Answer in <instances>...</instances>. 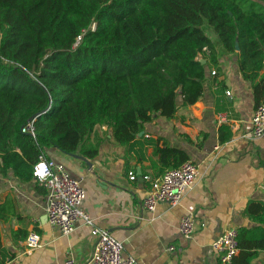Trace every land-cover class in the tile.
Returning <instances> with one entry per match:
<instances>
[{
  "label": "trees",
  "instance_id": "obj_1",
  "mask_svg": "<svg viewBox=\"0 0 264 264\" xmlns=\"http://www.w3.org/2000/svg\"><path fill=\"white\" fill-rule=\"evenodd\" d=\"M206 24L237 55L256 106L264 102V0H0L1 171L31 179L50 147L92 159L104 125L121 145L151 143L138 136L145 124L198 101L207 66L219 62ZM230 137L221 126L220 140ZM155 153L163 173L190 159L170 145ZM244 213L256 224L237 228L240 252L229 264H251L264 250V199ZM13 255L0 248V262Z\"/></svg>",
  "mask_w": 264,
  "mask_h": 264
},
{
  "label": "crops",
  "instance_id": "obj_2",
  "mask_svg": "<svg viewBox=\"0 0 264 264\" xmlns=\"http://www.w3.org/2000/svg\"><path fill=\"white\" fill-rule=\"evenodd\" d=\"M210 37L219 62L207 66L203 95L187 107L179 99L181 106L170 119L159 115L147 122L138 136L151 143L143 148L137 144L134 149L121 145L104 125L94 137L101 146L92 159L81 154L84 158L75 157L57 147L45 150L82 181L87 193L84 209L121 240L124 254L134 255L139 264H224L213 242L229 227L254 226L244 210L250 199H264L260 189L264 136H242L251 127L256 108L252 82L240 71L237 55L225 52L218 37ZM200 58L208 62L203 55ZM220 116L225 121L220 122ZM223 125L231 132L226 141L220 140ZM157 143L188 152L200 173L180 204L160 202L155 211H149L143 206L150 186L144 176L156 178L165 170L155 153ZM130 172H134V179ZM47 193L34 177L21 179L12 168L2 172L0 165V248L24 264H64L69 256L84 264L96 243L91 227L81 221L72 233L63 234L51 226ZM189 211L196 222L190 239L180 231L181 218ZM32 232L40 235V245L29 249L26 239ZM12 258L6 256L0 263ZM251 264H264V250Z\"/></svg>",
  "mask_w": 264,
  "mask_h": 264
},
{
  "label": "built area",
  "instance_id": "obj_3",
  "mask_svg": "<svg viewBox=\"0 0 264 264\" xmlns=\"http://www.w3.org/2000/svg\"><path fill=\"white\" fill-rule=\"evenodd\" d=\"M80 39L81 36L78 40ZM213 73L215 74L216 71L213 70ZM227 94H230V91H227ZM219 121L223 122L225 119L220 116ZM27 129L33 135L35 134L33 120L28 123ZM242 136L247 139L264 136V102L256 106L251 127ZM41 165H43L42 168ZM199 173L198 164L189 159L178 167L166 170L159 177L144 176V179L150 183L148 193L143 201L144 208L155 211L160 202H167L171 205L180 204L186 192L197 181ZM33 175L38 183L48 191L46 213L51 226L60 229L63 234L72 233L81 221L91 227V234L95 237L96 243L92 255L84 264H139L134 255L124 254L123 242L117 239L108 228L98 225L84 209L86 189L82 181L72 176L63 163L47 156L46 152H42L39 161L34 164ZM130 175L131 178H135L134 172H130ZM260 189L264 192V181L261 183ZM180 231L185 238L190 239L194 236L196 222L193 212L189 211L182 216ZM26 245L29 249L39 246L40 235L37 232L30 233L26 239ZM212 246L219 253L224 264L231 263L240 252L238 229L236 227L225 229L215 239ZM169 249H174V246H170ZM0 264L24 263L18 258H12ZM64 264H77V262L72 256H69Z\"/></svg>",
  "mask_w": 264,
  "mask_h": 264
},
{
  "label": "water",
  "instance_id": "obj_4",
  "mask_svg": "<svg viewBox=\"0 0 264 264\" xmlns=\"http://www.w3.org/2000/svg\"><path fill=\"white\" fill-rule=\"evenodd\" d=\"M236 50H237V51L240 50V45H239V43L236 44ZM200 59H201V61H202L203 63H205V59H203V58H200ZM33 119H34V116L30 118V120H33ZM141 133H143V132H141ZM71 155H73V156H75V157H79V158H84L83 156L78 155V154H71Z\"/></svg>",
  "mask_w": 264,
  "mask_h": 264
},
{
  "label": "rangeland",
  "instance_id": "obj_5",
  "mask_svg": "<svg viewBox=\"0 0 264 264\" xmlns=\"http://www.w3.org/2000/svg\"><path fill=\"white\" fill-rule=\"evenodd\" d=\"M205 29H206V31L209 33L210 36H216V37H217V35H216V33L213 31V29H212L210 26H208L207 24L205 25Z\"/></svg>",
  "mask_w": 264,
  "mask_h": 264
},
{
  "label": "clouds",
  "instance_id": "obj_6",
  "mask_svg": "<svg viewBox=\"0 0 264 264\" xmlns=\"http://www.w3.org/2000/svg\"><path fill=\"white\" fill-rule=\"evenodd\" d=\"M43 167V165H41V168Z\"/></svg>",
  "mask_w": 264,
  "mask_h": 264
}]
</instances>
